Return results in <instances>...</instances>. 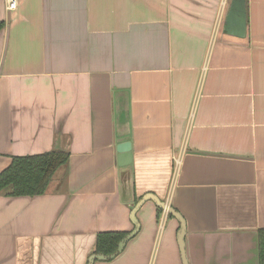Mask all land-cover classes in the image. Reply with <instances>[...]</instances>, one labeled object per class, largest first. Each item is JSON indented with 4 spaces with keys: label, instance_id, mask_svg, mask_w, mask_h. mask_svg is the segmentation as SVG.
Segmentation results:
<instances>
[{
    "label": "crops",
    "instance_id": "1",
    "mask_svg": "<svg viewBox=\"0 0 264 264\" xmlns=\"http://www.w3.org/2000/svg\"><path fill=\"white\" fill-rule=\"evenodd\" d=\"M229 4L0 0V171L69 153L59 191L0 194V264H87L147 193L184 218L183 253L179 221L148 199L121 252L91 264H259L264 0H246L243 37L223 30Z\"/></svg>",
    "mask_w": 264,
    "mask_h": 264
},
{
    "label": "trees",
    "instance_id": "2",
    "mask_svg": "<svg viewBox=\"0 0 264 264\" xmlns=\"http://www.w3.org/2000/svg\"><path fill=\"white\" fill-rule=\"evenodd\" d=\"M4 22L0 21V29ZM69 153L49 150L37 154L15 155L0 171V194L36 196L60 190L67 175ZM161 210V209H159ZM125 231H104L96 234L95 252L111 254ZM258 262L264 264V229L258 231Z\"/></svg>",
    "mask_w": 264,
    "mask_h": 264
},
{
    "label": "water",
    "instance_id": "3",
    "mask_svg": "<svg viewBox=\"0 0 264 264\" xmlns=\"http://www.w3.org/2000/svg\"><path fill=\"white\" fill-rule=\"evenodd\" d=\"M246 23H247V15H246V0H230V4L225 16L223 30L230 35H234L237 37H243L246 34ZM117 151V164L119 166H127L131 163V149H130V142H122L119 143L116 147ZM148 199L153 200L157 206L160 208L165 209L169 214L174 216L180 224L178 230V242L180 244L181 251L183 253V235L185 231V222L182 215L176 211L172 206L165 204L159 198L154 196L153 194L147 193L144 194L134 206L130 210V220L133 223V229L125 234L124 237L120 239L117 244V248L111 254L105 255L102 253H93L89 256L87 264H91L95 259L100 260H109L115 257L118 253L121 252L126 242L132 238L138 228L139 223L136 217V212L138 208L142 205V203Z\"/></svg>",
    "mask_w": 264,
    "mask_h": 264
},
{
    "label": "built area",
    "instance_id": "4",
    "mask_svg": "<svg viewBox=\"0 0 264 264\" xmlns=\"http://www.w3.org/2000/svg\"><path fill=\"white\" fill-rule=\"evenodd\" d=\"M7 11H14L18 6V0H3Z\"/></svg>",
    "mask_w": 264,
    "mask_h": 264
}]
</instances>
